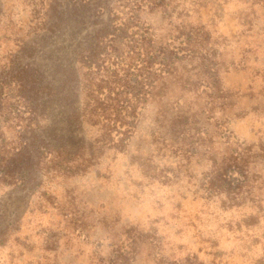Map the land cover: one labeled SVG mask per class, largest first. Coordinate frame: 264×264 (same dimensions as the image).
<instances>
[{
  "label": "rangeland",
  "instance_id": "obj_1",
  "mask_svg": "<svg viewBox=\"0 0 264 264\" xmlns=\"http://www.w3.org/2000/svg\"><path fill=\"white\" fill-rule=\"evenodd\" d=\"M132 12L163 44L201 32L198 53L182 56L126 151L82 175L37 172L40 143L99 138L78 116L77 53L120 35ZM19 93L34 118L7 112ZM21 141L27 153L14 156ZM236 153L248 192L209 194L216 164ZM187 259L264 264V0H0V264Z\"/></svg>",
  "mask_w": 264,
  "mask_h": 264
},
{
  "label": "trees",
  "instance_id": "obj_2",
  "mask_svg": "<svg viewBox=\"0 0 264 264\" xmlns=\"http://www.w3.org/2000/svg\"><path fill=\"white\" fill-rule=\"evenodd\" d=\"M120 24V35H99L97 41L89 42L77 53L82 72V107L78 116L83 122L99 129V138L89 147L77 149L64 144L40 143V157L34 164L37 172L50 171L61 176L82 175L94 167L106 150L126 151L148 103L167 94V78L178 71L177 64L182 56L185 59L187 55L195 56L198 53L194 48L203 39L201 32L192 30L171 36L168 44L157 42L151 28L133 12L123 17ZM215 81V77L205 75L200 86L209 88ZM9 96L12 101L16 98V106L7 109L9 114L15 110L13 113L17 116L26 114L35 117L32 104L26 103L20 93L15 98ZM17 127L21 132V124ZM28 147L29 144H22L21 141L14 147L13 155L24 156ZM25 159L28 160V157ZM241 159V155L236 153L216 164L209 183V194L226 193L233 200H238L248 192H244L247 176L236 170L235 161ZM179 264L202 263L187 259Z\"/></svg>",
  "mask_w": 264,
  "mask_h": 264
}]
</instances>
